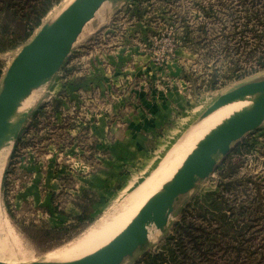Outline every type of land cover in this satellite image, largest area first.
<instances>
[{"label":"rangeland","instance_id":"1","mask_svg":"<svg viewBox=\"0 0 264 264\" xmlns=\"http://www.w3.org/2000/svg\"><path fill=\"white\" fill-rule=\"evenodd\" d=\"M69 1L54 5L42 18L41 25L53 20ZM259 5L256 2L255 7ZM210 10L209 15L205 13ZM96 11L82 27L60 69L39 86L38 98L19 124L8 148L0 175V261L28 264L77 259L68 256L69 250L111 221L129 199L142 198L164 178L166 169L179 162L190 145H195L196 135L191 130L220 94L264 78V66L257 62L258 56H264V36L259 38L257 31L245 28L241 0H107ZM185 24L190 26L194 41L185 42L174 55L184 67L183 75L188 83L184 98L178 101L173 137L164 143L159 157L145 172L138 173L129 187L120 188L118 176H114L115 181L107 185L108 189L101 186L96 196L87 198L86 194L82 196L87 199H77V179L88 172L89 166L101 161L99 156L93 155L97 151L93 150L90 126H80L78 122L85 117L111 113L112 102L119 101L123 95V84L112 86V93H107L106 85L101 87L103 82L84 75L86 72L79 62L90 59V52L98 48L107 49L106 43L121 41L127 36L131 53L138 54L135 61L133 58L130 61V67L141 68L152 60L153 51L160 54L172 46L181 37ZM248 27L260 28L255 21ZM100 42L103 45L98 46ZM20 47L0 53L6 67ZM234 61L239 66L231 72ZM147 79L143 76L142 83ZM78 83L81 85H76ZM75 85L86 90L85 96L74 93ZM181 87L184 84L179 85ZM54 101L58 104L56 109ZM64 101L77 102L79 108L64 117L60 114ZM59 116L64 119L60 120ZM228 156L232 163H240L237 174L231 179L219 173V166ZM227 157L218 162L209 176L199 179L192 189L180 195L165 227H150L147 243L120 264H136L144 256L156 254L167 240L173 244L179 264H264V121L234 144ZM216 189L226 199L224 213L228 231L224 234H220L215 221L210 223L193 217L194 200ZM70 205L77 211L72 213ZM82 207L85 216L91 218L86 224L74 219ZM183 216L201 226H190L198 244L181 230L179 222ZM123 219L125 221V217ZM123 219L107 229L91 249L105 242L111 232L122 226ZM30 223L53 227L77 225L66 231L44 234L42 230H29ZM33 233L36 235H31ZM178 241L182 242L185 253L178 248ZM161 264L168 262L165 259Z\"/></svg>","mask_w":264,"mask_h":264},{"label":"water","instance_id":"2","mask_svg":"<svg viewBox=\"0 0 264 264\" xmlns=\"http://www.w3.org/2000/svg\"><path fill=\"white\" fill-rule=\"evenodd\" d=\"M107 0H73L53 20L40 26L7 65L0 86V144L17 134L20 118L10 128V116L20 100L49 80L62 66L72 44L100 5ZM258 92L249 108L232 114L212 129L185 158L169 182L150 196L131 221L109 242L80 258L67 261H35L28 264H120L148 241V229H163L178 197L192 189L199 179L211 174L246 133L264 121V78L246 82L220 94L204 115L226 101ZM0 264H14L0 261Z\"/></svg>","mask_w":264,"mask_h":264},{"label":"crops","instance_id":"3","mask_svg":"<svg viewBox=\"0 0 264 264\" xmlns=\"http://www.w3.org/2000/svg\"><path fill=\"white\" fill-rule=\"evenodd\" d=\"M101 44L103 45L101 42L97 43L98 46ZM105 45L107 49L98 48L90 52L92 57L79 62L80 67L86 72L85 76H90L96 82H103L101 87L106 85L107 93H112V86L119 87L123 84V95L119 101L112 102L111 113L95 118L85 117L78 122L80 126H90L93 150L97 151L93 155L101 159L100 163L89 166L88 172L77 179L76 197L82 200L86 194L87 198L96 196L101 186L108 189L110 182L115 181L114 176H118L120 188L129 187L138 177L137 174L145 172L150 163L159 157L164 143L169 142L176 132L177 105L180 98H184L185 84L188 83L183 75L184 67L178 63V59H170L163 67L150 60L146 66L132 69L130 61L132 58L135 61L138 54L131 53L127 36L122 37L121 41ZM79 49L82 51L83 46ZM79 54L82 61L84 55L82 52ZM143 76L151 78L152 82L147 79L143 84ZM182 84L184 87L179 88ZM76 85L74 93L85 96L86 90L77 88ZM64 104V108L60 106V114L64 117L72 113V109L79 108L74 101H64ZM64 117L59 116V119ZM78 129L79 127L77 131ZM74 210L77 211L71 206L70 211L73 213ZM79 213L80 211L77 212Z\"/></svg>","mask_w":264,"mask_h":264},{"label":"trees","instance_id":"4","mask_svg":"<svg viewBox=\"0 0 264 264\" xmlns=\"http://www.w3.org/2000/svg\"><path fill=\"white\" fill-rule=\"evenodd\" d=\"M62 0H0V53H5L9 50L15 49L19 46H22L29 41V38L34 33L35 29L41 25L42 18L49 12V10L56 4H59ZM259 3V7H255V4ZM243 14V23L245 28L249 30L257 31V37L264 36V0H241ZM210 9L213 12V9L210 6ZM205 11L206 14L211 13ZM133 11V10H131ZM257 22L260 26L259 29H250L248 25L250 23ZM181 38L183 42H193L194 38L192 37V32L190 26L185 24L183 27ZM257 62L264 66V56L260 55L257 58ZM239 65L234 61L231 68V72H234ZM6 62L0 58V81L5 72ZM230 68V67H229ZM214 79L211 81L213 84ZM56 109L58 107L57 101H54ZM236 149H240V144ZM240 163H232L230 161V156L224 160V162L219 166V173L223 177L232 178L237 173V169ZM225 197L221 191L216 189L206 194L203 198H196L193 202L194 205V215L193 217H199L203 221L207 222H216L219 227L220 234H224L228 231L227 218L225 215L226 202ZM81 206V204H80ZM85 210L83 207L79 214L74 216V219L77 223H87L91 219L89 216H85ZM85 223V224H86ZM77 224H68L59 227H53L50 225H45V223L34 224L30 223L28 229H37L42 230L44 234H53L55 232H62L68 230L71 226ZM181 230L188 233L193 239L194 244H198L199 240L196 239V235L191 232V227H199V224L193 223L185 219V216L179 222ZM36 235V234H31ZM216 235V234H215ZM211 238H215L214 235H211ZM210 241V240H209ZM178 248L181 249L184 253L182 242L178 241ZM162 250L156 254H148L142 258L136 264H161L165 259L168 264H179L180 259L178 254L169 240L165 241L161 245ZM166 253V254H165Z\"/></svg>","mask_w":264,"mask_h":264},{"label":"bare ground","instance_id":"5","mask_svg":"<svg viewBox=\"0 0 264 264\" xmlns=\"http://www.w3.org/2000/svg\"><path fill=\"white\" fill-rule=\"evenodd\" d=\"M72 1L73 0H70L69 3L72 2ZM39 88L40 87L38 86V87L32 89L30 91V93H28L26 96H24L20 100V102L18 103V106L13 111L12 115L10 116V119H9V122H10V126L9 127L10 128L11 127L14 128L17 125V123L19 122L20 118L23 116V114H25L27 111H29L32 108V106L34 105V103L36 102V100L38 98V93L39 92L37 93V90ZM42 88H43V86H42ZM257 96H258V92L257 91L252 92V93H250L248 95H244V96L236 98L234 100L226 101V102L222 103L220 106L214 108V110H212L208 114H206L204 116L202 115L203 117L194 124V126H193V128L191 130L192 131L191 133H193V135L194 134L196 135V140H195L196 143H194L195 145H190L191 147H189L190 149H188V152L186 153V155L182 159H180L179 162H177L176 164L174 163L175 165H171L170 168H167L165 176H163L164 178H162V179L160 178L161 180L158 181L156 183V185L151 187V189H149L148 192L146 191L147 193L145 192L146 194L143 195L142 198L140 196H138V197L135 196V197H132L133 198L132 200L129 199L130 201L127 202L126 205H124V207H122L116 213L115 216H113V219H111V221H109L108 223L104 224L102 227L100 226L101 227L100 230H98L95 234H93L91 236L88 235L87 239L85 238V240H82V242H80L77 245H75L71 250H69L68 256H71L73 258H76V257L80 258V257H82V256H84L86 254H89V253L95 251L96 249L100 248L101 246H103L107 242H109L115 235H117L131 221V219L135 216V214L138 212V210L141 208V206L146 202V200L150 196H152L154 193H156L159 190H161L163 185L170 181V179L172 178L173 174L182 165V163L185 160V158L191 153V151L197 146V144L212 129L216 128V126L221 124L224 120H226L232 114H234L236 112H239V111H241L243 109L249 108L251 106V104L255 101ZM188 136H189V133H188ZM188 136H186V137H188ZM185 139H184V141H185ZM12 140H13V137H7L0 144V175H1V170H2L3 164L5 162V158H6L7 152H8V148H9L10 143L12 142ZM188 140H186V141H188ZM172 153H173V151H172ZM171 157H173V156H171ZM141 190H142V188H141ZM140 191H138V193ZM136 195H138V194H136ZM124 217H125V221L123 219ZM121 219H123V221H124L122 226L118 227L117 230H114L113 232H111V234L112 233L113 234L112 235L110 234L111 236L108 239H106L105 242L103 241L102 244H99V246L96 245L97 247L92 250L91 246L94 247V245H95L94 242L98 241L100 236H102V234L104 232H106L107 229L112 228L113 226H115V224H117ZM90 249H91V251L88 252ZM71 260H73V259H71Z\"/></svg>","mask_w":264,"mask_h":264},{"label":"built area","instance_id":"6","mask_svg":"<svg viewBox=\"0 0 264 264\" xmlns=\"http://www.w3.org/2000/svg\"><path fill=\"white\" fill-rule=\"evenodd\" d=\"M185 43L183 42L182 38L179 36L172 46H170L165 52H161L160 54L156 53L155 51L152 52V60L155 64L160 67H163L167 61L170 59H177L174 57L176 55V51L183 47Z\"/></svg>","mask_w":264,"mask_h":264}]
</instances>
